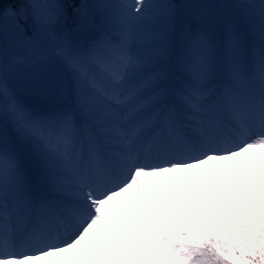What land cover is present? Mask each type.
<instances>
[{
  "label": "snow or ice",
  "instance_id": "snow-or-ice-1",
  "mask_svg": "<svg viewBox=\"0 0 264 264\" xmlns=\"http://www.w3.org/2000/svg\"><path fill=\"white\" fill-rule=\"evenodd\" d=\"M0 264H264V0H0Z\"/></svg>",
  "mask_w": 264,
  "mask_h": 264
},
{
  "label": "trees",
  "instance_id": "trees-1",
  "mask_svg": "<svg viewBox=\"0 0 264 264\" xmlns=\"http://www.w3.org/2000/svg\"><path fill=\"white\" fill-rule=\"evenodd\" d=\"M8 2H10V0H5V3H8Z\"/></svg>",
  "mask_w": 264,
  "mask_h": 264
}]
</instances>
